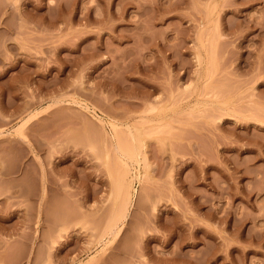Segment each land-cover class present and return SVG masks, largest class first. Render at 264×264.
Returning <instances> with one entry per match:
<instances>
[{"label":"rangeland","instance_id":"rangeland-1","mask_svg":"<svg viewBox=\"0 0 264 264\" xmlns=\"http://www.w3.org/2000/svg\"><path fill=\"white\" fill-rule=\"evenodd\" d=\"M0 264H264V0H0Z\"/></svg>","mask_w":264,"mask_h":264},{"label":"bare ground","instance_id":"bare-ground-1","mask_svg":"<svg viewBox=\"0 0 264 264\" xmlns=\"http://www.w3.org/2000/svg\"><path fill=\"white\" fill-rule=\"evenodd\" d=\"M131 136H132V135H131ZM135 140H136V139H135ZM133 145H135V147L130 146L131 148L129 147V149H128V150L126 149V151L130 152V149L132 150V148H133V150H132V156H133V158H134V156H135V157L137 158V161H138L139 158H140V153H141V150H140V149H141V146H140L141 144L138 145L137 143H136V144L134 143ZM136 145H137V146H136ZM138 146H140V147H138ZM126 148H127V147H126ZM128 152H127V153H128ZM130 153H131V152H130ZM141 154H142V153H141ZM132 156H131V158H132ZM129 157H130V154H129ZM137 161H136V162H137ZM138 163H139V161H138ZM123 183H125V182H121V186H122V185H123V186L127 185V186L124 187V191L122 192V193H123V194H122V204H123V205H121V207H122V208H120L121 210H120V209L117 210V211H119V212H117V213H119V214H121V215H122V214H123V215L126 214V213H125V212H126V208L128 207V204H127V203H128V201H129V193H128V192H130L129 190H131V189H129V190L127 189V187L129 188V186H128V184H127V181H126L125 184H123ZM122 188H123V187H122ZM130 188H131V187H130ZM119 191H120V190H119ZM120 197H121V196H120ZM119 202H120V201H119ZM119 206H120V205H119ZM120 211H121V212H120ZM120 218H121V217H120ZM112 225L115 226V223L112 222ZM112 225H110V226H111V228L109 227L110 229L108 228V229H109V232H108V233L113 235L115 228H114ZM116 231H117V230H116ZM108 233L106 232V234H108ZM104 234H105V233H104ZM111 241H112V240H111ZM122 250H124V249H122Z\"/></svg>","mask_w":264,"mask_h":264}]
</instances>
